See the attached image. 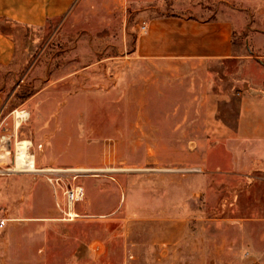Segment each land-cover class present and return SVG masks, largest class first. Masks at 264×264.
Returning a JSON list of instances; mask_svg holds the SVG:
<instances>
[{"label": "rangeland", "instance_id": "374dc122", "mask_svg": "<svg viewBox=\"0 0 264 264\" xmlns=\"http://www.w3.org/2000/svg\"><path fill=\"white\" fill-rule=\"evenodd\" d=\"M137 15L97 28L71 15L26 45L21 73L0 67L11 158L29 141L38 169L91 170L0 178L5 264H264V175L234 173L226 133L239 108L219 102L257 64L181 84L132 58ZM210 96L214 110L197 107ZM16 111L28 114L19 130Z\"/></svg>", "mask_w": 264, "mask_h": 264}, {"label": "crops", "instance_id": "0c3cea01", "mask_svg": "<svg viewBox=\"0 0 264 264\" xmlns=\"http://www.w3.org/2000/svg\"><path fill=\"white\" fill-rule=\"evenodd\" d=\"M129 8L141 22L132 58L181 84L194 80L198 84V77L205 80L209 71L224 63L257 64L253 72L236 76L219 102L223 108L228 103L239 108L234 133L225 132L234 173L246 175L255 168L252 172L264 175V66L245 53L246 48L264 53V0H0V67L12 75L21 73L28 56L26 45L52 26H63L71 15L76 27H113ZM7 89L0 88V114L8 100ZM210 99L198 101L197 107L208 108L212 102L214 110L217 101ZM6 227L0 229V264L6 263Z\"/></svg>", "mask_w": 264, "mask_h": 264}, {"label": "built area", "instance_id": "2783aa9c", "mask_svg": "<svg viewBox=\"0 0 264 264\" xmlns=\"http://www.w3.org/2000/svg\"><path fill=\"white\" fill-rule=\"evenodd\" d=\"M144 29L145 28L143 27V30ZM16 112H14L15 118H16ZM1 115L2 114H0V123H2ZM12 148H13L12 138L8 137L5 134V132H2V134H0V178L12 176L15 174H34V172H29L31 171V169L28 168L29 165H27L21 171H16L17 169L16 151H15V155L13 156V158H11ZM15 149H16V143H15ZM28 153L35 160L34 156L31 154V147L28 149ZM46 170H48V173H38V174H55V175L61 176L63 174H68V173L77 174V175L81 173L79 171L65 170V169H57V170L46 169ZM78 193L74 191L73 189L69 191L68 197H67V203H68L69 208H71V206H74L75 203L78 201ZM7 224H8V220L0 216V229H4L7 226Z\"/></svg>", "mask_w": 264, "mask_h": 264}, {"label": "bare ground", "instance_id": "6f19581e", "mask_svg": "<svg viewBox=\"0 0 264 264\" xmlns=\"http://www.w3.org/2000/svg\"><path fill=\"white\" fill-rule=\"evenodd\" d=\"M28 117V114L25 112H16V124L17 129L19 130V127L21 126L22 122H24ZM21 123V124H20ZM31 142H19V140L16 141V171H21L23 168H25L27 165L28 168L31 169L29 172H34V174L38 173H48V170L46 169H38L36 168V161L30 156L28 153V149L31 147ZM81 173L90 172V170L81 169L77 170ZM50 172V171H49ZM78 193V191H76ZM70 217L76 219V216L73 214V206L70 208Z\"/></svg>", "mask_w": 264, "mask_h": 264}]
</instances>
